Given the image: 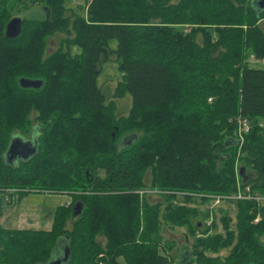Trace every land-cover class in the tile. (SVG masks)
<instances>
[{
    "label": "trees",
    "instance_id": "obj_1",
    "mask_svg": "<svg viewBox=\"0 0 264 264\" xmlns=\"http://www.w3.org/2000/svg\"><path fill=\"white\" fill-rule=\"evenodd\" d=\"M26 1L0 0V193L71 202L50 230L0 225V264H47L63 237L66 264H175L166 227L193 238L183 264H264V65L251 62L264 63V10L251 0H85L80 14L67 0H34L47 17L22 18L7 39ZM110 56L128 115L99 85ZM34 130L37 154L8 164L12 136ZM237 194L262 200L229 199ZM212 197L227 198L234 217L211 214Z\"/></svg>",
    "mask_w": 264,
    "mask_h": 264
},
{
    "label": "rangeland",
    "instance_id": "obj_2",
    "mask_svg": "<svg viewBox=\"0 0 264 264\" xmlns=\"http://www.w3.org/2000/svg\"><path fill=\"white\" fill-rule=\"evenodd\" d=\"M177 1V0H174ZM263 0H251V6L255 10H261L260 2ZM68 7L74 9L75 12H80L83 14L84 8L86 6L85 0H67L65 2ZM12 18H27V19H37L44 20L47 17L45 6L38 1L27 0L26 5L22 7H17L12 11ZM264 29V24L262 25ZM55 41H57L55 43ZM59 37L54 39V43L51 44V48H55L58 45ZM112 46L115 47L116 43L113 42ZM78 49L76 48L75 52ZM109 62L103 65V72L99 77V85L103 89L105 95L109 100H114L117 107V113L119 115H128L129 110L132 106L131 96H126L123 99H115L113 93L117 88L118 83L121 81L122 75L120 74L117 64L115 62V56H110ZM252 66L261 68L263 67V62H257L252 60ZM211 101V100H209ZM264 126V122H262ZM249 122L246 125H242L241 131L236 132L238 139H242L241 135L246 134L249 131ZM17 132V131H16ZM19 132V131H18ZM20 134V133H17ZM25 138H29L30 134H25ZM22 135V133H21ZM136 134L126 136L122 141L126 142L128 139L135 138ZM243 142V140H242ZM240 166V165H238ZM22 192H31L20 196L19 194H14V191H9L8 193H0V225L6 229H33V230H50L53 227L55 214L59 207L65 206L71 202V197L68 194H52L50 192H34L33 190H21ZM11 194V195H10ZM251 199L262 200V198H254L252 194L248 195ZM154 200H159V197L153 198ZM231 201L239 200V194L234 197L229 198ZM242 200V199H241ZM258 200V201H260ZM227 198L221 199L220 197H212L211 203L208 208L213 214L219 210H227L230 216L234 217L236 213L235 206L232 203H227ZM69 225L71 223L69 222ZM209 225V224H208ZM70 228V227H68ZM164 241L172 243L175 245L172 253L177 258L175 264H183V256L186 251H191L193 238L189 235L188 229L176 227L175 229H170L166 227L163 232ZM102 243L105 242L103 238H100ZM66 238H60L57 242L58 247H66ZM62 250L53 251L52 257L54 260L61 258Z\"/></svg>",
    "mask_w": 264,
    "mask_h": 264
},
{
    "label": "water",
    "instance_id": "obj_3",
    "mask_svg": "<svg viewBox=\"0 0 264 264\" xmlns=\"http://www.w3.org/2000/svg\"><path fill=\"white\" fill-rule=\"evenodd\" d=\"M260 8L261 10H264V0L260 2ZM23 29V19L19 17L12 18L9 23L6 26V32L5 36L7 39H15L18 36L21 35ZM21 86L24 88H34L39 89L43 85V81H32L27 79H21L20 81ZM38 151V140L36 141H30L27 140L24 136L21 134H15L12 136L8 149L5 153V160L8 164L14 165L19 164L20 162H26L33 158ZM244 172V170H242ZM241 172V174H242ZM79 213L81 211V208L79 205ZM59 249L62 250L63 256L61 258L53 259L51 258L50 262L47 264H66L69 259V253L68 247L62 246L58 247L56 246L55 251H59Z\"/></svg>",
    "mask_w": 264,
    "mask_h": 264
},
{
    "label": "built area",
    "instance_id": "obj_4",
    "mask_svg": "<svg viewBox=\"0 0 264 264\" xmlns=\"http://www.w3.org/2000/svg\"><path fill=\"white\" fill-rule=\"evenodd\" d=\"M246 120H241L240 122H239V125H240V127H239V129H241V127H242V125L244 124V125H246ZM241 131V130H240ZM243 135H244V133L241 135V140H243ZM148 193H152V194H156V192H154V191H147ZM235 198V197H234ZM253 200V199H251L249 196H247V195H243V194H239V200ZM258 200H260V199H258Z\"/></svg>",
    "mask_w": 264,
    "mask_h": 264
},
{
    "label": "flooded vegetation",
    "instance_id": "obj_5",
    "mask_svg": "<svg viewBox=\"0 0 264 264\" xmlns=\"http://www.w3.org/2000/svg\"><path fill=\"white\" fill-rule=\"evenodd\" d=\"M26 139L35 142L36 139H38V133H37V131L34 130L33 134L29 138L26 137Z\"/></svg>",
    "mask_w": 264,
    "mask_h": 264
}]
</instances>
